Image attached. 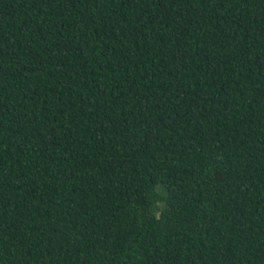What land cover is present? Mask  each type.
I'll list each match as a JSON object with an SVG mask.
<instances>
[{"label":"trees","instance_id":"obj_1","mask_svg":"<svg viewBox=\"0 0 264 264\" xmlns=\"http://www.w3.org/2000/svg\"><path fill=\"white\" fill-rule=\"evenodd\" d=\"M0 264H264V0H0Z\"/></svg>","mask_w":264,"mask_h":264}]
</instances>
